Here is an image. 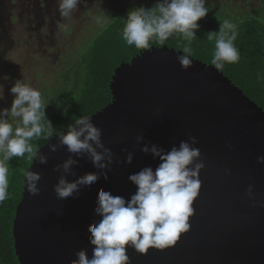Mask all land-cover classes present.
<instances>
[{
    "label": "water",
    "instance_id": "obj_1",
    "mask_svg": "<svg viewBox=\"0 0 264 264\" xmlns=\"http://www.w3.org/2000/svg\"><path fill=\"white\" fill-rule=\"evenodd\" d=\"M178 54L182 50L166 44L151 46L115 68L111 102L88 116L113 153L108 168H97L87 153L76 155L61 145L59 136L68 129L37 150L47 163L34 158L27 171L41 174V191L29 194L24 179L13 219L20 264H71L80 249L91 258L88 226L101 219L95 211L98 191L130 200L137 186L129 176L161 163L142 149L155 145L170 151L191 136L205 162L191 228L164 250L142 254L129 247L130 264H264V207H253L246 195L253 184L256 199L264 201V164L257 162L264 155V109L211 64L193 57L185 71ZM52 145L57 146L54 152ZM69 157L77 161L70 171H56ZM90 172L98 175L95 183L57 198L53 186L61 175L73 182Z\"/></svg>",
    "mask_w": 264,
    "mask_h": 264
},
{
    "label": "clouds",
    "instance_id": "obj_2",
    "mask_svg": "<svg viewBox=\"0 0 264 264\" xmlns=\"http://www.w3.org/2000/svg\"><path fill=\"white\" fill-rule=\"evenodd\" d=\"M80 2L57 0L60 15L69 17ZM208 12L206 0H157L151 8L136 6L128 11L124 19L121 37L128 46L143 50L149 49L153 41L164 45L170 37L178 35L187 42L181 48L183 54L177 55L181 67L187 71L193 64L191 43L200 28L198 21L205 18ZM220 21L218 32L207 33V39L214 41L211 65L216 69L240 59V50L235 45L237 24L230 19ZM10 92L14 96L10 108L0 109V161L9 162L11 158L23 157L27 153L29 160L38 158L41 164H46L47 156L38 155L30 141L42 134L45 139L53 135V126L45 111L49 103H43L41 92L22 79L14 82ZM2 98L3 95H0ZM67 128V133L59 136L61 145L76 155L87 153L97 168H108L113 153L104 146L102 129L90 117L80 116ZM189 140L181 141L170 151L155 145L142 149L145 153L151 151L161 163L155 170L145 167L129 176V180L137 186L130 200L103 189L98 191L95 211L101 219L88 226L90 244L94 246L92 256L89 258L86 250L80 249L71 264H130L129 247L142 254H147L150 248L164 250L174 246L180 236L189 231L190 218L195 212L194 201L200 195L202 186L200 173L205 168L202 152L195 147L197 138L191 136ZM56 148V145L51 146L53 152ZM132 159V154H129L127 162L131 163ZM257 162L264 164V155H259ZM75 163L77 161L69 157L62 165H56L55 170L59 171L62 167L64 172H69ZM225 171L230 174L229 169ZM7 176L8 169L0 162V202L9 197ZM24 176L28 193L39 194L41 174L29 170ZM97 180L98 175L94 172L73 182L61 175L53 187L57 198L63 200L77 192L80 186H91ZM246 195L253 207L258 204L264 207V201L256 199L253 184L248 186Z\"/></svg>",
    "mask_w": 264,
    "mask_h": 264
},
{
    "label": "trees",
    "instance_id": "obj_3",
    "mask_svg": "<svg viewBox=\"0 0 264 264\" xmlns=\"http://www.w3.org/2000/svg\"><path fill=\"white\" fill-rule=\"evenodd\" d=\"M157 0L139 3L132 7H123L115 12H108L105 23L87 37L81 46L72 53L70 59L58 73L59 83L47 88L42 101L48 104L46 117L56 133L68 129L80 116H89L111 102L113 95L110 88L115 68L122 62H129L142 49L128 46L121 37V32L128 11L136 6L151 8ZM209 12L198 21L196 38L191 43L194 58L211 64L214 41L207 39L210 31H219L221 20L230 19L237 24L238 36L235 41L240 50V59L236 63L225 64L222 71L244 93L264 109V3L253 10L244 8L230 9L225 2L206 3ZM187 43L178 35L170 37L165 44L177 50ZM151 46H162L153 41ZM144 50V49H143ZM59 104V106L57 105ZM47 125V121H44ZM50 137V138H51ZM44 134L33 138L30 143L35 151L47 143ZM33 160L13 157L3 162L8 169L9 197L0 202V264H20L15 252L12 233L16 207L22 198L24 173Z\"/></svg>",
    "mask_w": 264,
    "mask_h": 264
},
{
    "label": "rangeland",
    "instance_id": "obj_4",
    "mask_svg": "<svg viewBox=\"0 0 264 264\" xmlns=\"http://www.w3.org/2000/svg\"><path fill=\"white\" fill-rule=\"evenodd\" d=\"M151 1L81 0L69 17H62L57 0H0V109L10 108L14 98L10 88L17 79L42 95L57 85L63 65L105 23L108 12ZM209 2L253 10L264 0Z\"/></svg>",
    "mask_w": 264,
    "mask_h": 264
}]
</instances>
